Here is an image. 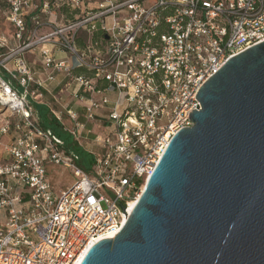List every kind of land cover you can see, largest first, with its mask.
<instances>
[{
	"label": "built area",
	"instance_id": "obj_1",
	"mask_svg": "<svg viewBox=\"0 0 264 264\" xmlns=\"http://www.w3.org/2000/svg\"><path fill=\"white\" fill-rule=\"evenodd\" d=\"M6 5L15 41L0 37V264H77L93 241L121 232L170 141L192 127L209 78L264 42V0ZM27 54L41 56V69ZM59 74L70 79L61 93L83 105L86 123L68 106L51 114L79 147L94 134L87 173L36 110L46 103L39 90L49 93ZM103 110L107 124L87 129ZM47 164L69 169L75 184L55 192Z\"/></svg>",
	"mask_w": 264,
	"mask_h": 264
},
{
	"label": "water",
	"instance_id": "obj_2",
	"mask_svg": "<svg viewBox=\"0 0 264 264\" xmlns=\"http://www.w3.org/2000/svg\"><path fill=\"white\" fill-rule=\"evenodd\" d=\"M197 99L121 232L77 264H264V42Z\"/></svg>",
	"mask_w": 264,
	"mask_h": 264
},
{
	"label": "crops",
	"instance_id": "obj_3",
	"mask_svg": "<svg viewBox=\"0 0 264 264\" xmlns=\"http://www.w3.org/2000/svg\"><path fill=\"white\" fill-rule=\"evenodd\" d=\"M6 24L11 26V30L10 29L9 30L13 31V36H11L12 37L11 39H13L14 38L13 25H11L10 23L8 24L7 22H6ZM13 42L14 41H12V43ZM54 54H55V58L57 57V59H60V60L68 59V56L66 54H62V53L57 52V51H55ZM27 55H28L27 58H28V63H29L30 68L34 71H38L39 69H41V63H42L41 56H39L38 54H34V55L27 54ZM81 72L82 71H77L76 74H80ZM69 81H70V79L66 78L63 74L57 75L56 81L54 83L49 84V86H48L49 93H47L43 89L39 90V93L42 92L44 94V97H45L44 100L46 103H42L41 105H38V106H40V107L44 106L47 109V115H48L49 119H51V120H54V118H53L54 116L51 114V109L55 112H63L64 113L63 107L68 106L69 109L75 110L78 114L81 115L80 121L82 123H86V121L83 117L84 113H85V109H84L83 105H81L80 103H78L74 99H71L69 96L61 93V90L63 88H65V86L68 84ZM58 96L61 97L63 105H60L59 103L56 104L55 101L52 100L53 98H57ZM97 114H98V116H97V120L95 122H88L87 123V129H93L95 132L100 131L98 129L97 125L107 124V121H106L107 113L105 112V110L99 111ZM69 125L70 124L68 123V126ZM70 127L71 126H69V128ZM61 129H62V127H61ZM96 129H98V131ZM62 130L68 134V131L65 128H63ZM90 137H94V134H91ZM80 145L82 146L80 148H82L86 153H89L90 146L88 145V143H84V145L82 143ZM52 166L53 165H51V164H47V171L48 172L51 170ZM53 167H55V166H53ZM55 168H57V167H55ZM61 191H63V190H61Z\"/></svg>",
	"mask_w": 264,
	"mask_h": 264
},
{
	"label": "rangeland",
	"instance_id": "obj_4",
	"mask_svg": "<svg viewBox=\"0 0 264 264\" xmlns=\"http://www.w3.org/2000/svg\"><path fill=\"white\" fill-rule=\"evenodd\" d=\"M5 4L6 0H0V37L4 40H7L10 44V47H13L12 41L15 40L14 38L11 39V36H13V31H10L11 26L6 24V9L4 8ZM110 98L114 101L118 99L116 94L111 95ZM119 111L121 112V109ZM96 130L98 131V129ZM92 138L93 137L89 138L87 142L89 143ZM96 146L98 147L97 152H100V149H102L103 144L97 143ZM48 173L49 181L53 187V190L57 193H60L61 190H65L68 187H71L75 184L77 180L69 169L63 167L55 168L52 166L51 170Z\"/></svg>",
	"mask_w": 264,
	"mask_h": 264
},
{
	"label": "trees",
	"instance_id": "obj_5",
	"mask_svg": "<svg viewBox=\"0 0 264 264\" xmlns=\"http://www.w3.org/2000/svg\"><path fill=\"white\" fill-rule=\"evenodd\" d=\"M4 8L6 9V13L9 9H7V5H4ZM38 112V116H40L42 125L45 128H48L54 132V134L62 139L64 141V144L66 145V148L70 151H76L79 154L80 162L79 166L82 168L86 173L90 172L91 167L94 164V160L92 156L88 153H86L82 148H80L73 140L72 136L65 133L58 122L54 120L49 119L47 115V109L42 106H38L36 108Z\"/></svg>",
	"mask_w": 264,
	"mask_h": 264
},
{
	"label": "bare ground",
	"instance_id": "obj_6",
	"mask_svg": "<svg viewBox=\"0 0 264 264\" xmlns=\"http://www.w3.org/2000/svg\"><path fill=\"white\" fill-rule=\"evenodd\" d=\"M130 205H131V211L134 210V208L137 206L136 203H131ZM86 251H88V249ZM86 251H85V253L83 255H86ZM80 259H82V257ZM80 259H79V261H80ZM79 261L77 263H79Z\"/></svg>",
	"mask_w": 264,
	"mask_h": 264
}]
</instances>
